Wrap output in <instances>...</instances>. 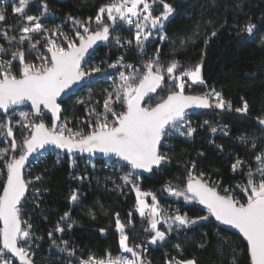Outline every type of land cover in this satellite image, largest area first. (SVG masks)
Segmentation results:
<instances>
[{
    "label": "snow or ice",
    "instance_id": "obj_1",
    "mask_svg": "<svg viewBox=\"0 0 264 264\" xmlns=\"http://www.w3.org/2000/svg\"><path fill=\"white\" fill-rule=\"evenodd\" d=\"M34 2L19 0L18 6L13 7V14L26 21L18 34L15 29L11 35L7 31H0V110L5 114L0 119V142L5 145L0 147V161L3 162V167H0V264H13L17 259L18 264H36L34 226L24 218V206L29 185L40 181L42 176L26 180L25 171L26 165L30 164L29 158L33 157L39 162L42 150L49 146L70 154L99 152L117 158L114 166L128 169L120 179L123 185L134 190L135 210L149 225L144 229L150 236L148 243H163L175 229L191 228L213 217L219 222L217 227L230 226L242 234L251 264H264V138L248 135L238 138L244 146L256 151L253 157L255 166L237 154L231 170L244 179L233 186H222L205 172L197 170L195 160L187 161L184 165L186 180L183 187L174 186L171 182L164 185L168 195L184 204L195 202L203 205L208 215L189 217L186 212L181 214L179 207L172 210L164 208L154 193L141 190V170L151 173L154 168L160 169L171 163L172 157L162 151L167 141L176 135L190 138L197 132L188 119L190 109H219L240 114L249 111V104L243 97L242 106L234 107L215 88L200 95L185 93V87L189 84L206 87L203 54L200 61L188 66L174 57L165 62L160 47L148 55L147 44L154 41L163 44L170 40L164 32V25L176 12L173 5L167 0H106L99 6L94 18L80 19L69 14L67 19L71 21L73 29V34L69 35L61 25L47 27L41 22L53 15L47 0H41L39 14H27L26 9ZM238 7L243 10L242 5ZM6 19V11L0 9V23ZM118 26H127L134 31V40H122ZM240 32L252 40L260 35L257 25L250 19L238 29L237 34ZM196 35L198 32L181 38L180 47L194 42ZM216 35L217 31L212 30L205 43ZM98 42L114 43L119 48L134 47L137 54L146 59H141L139 67H136L126 62L123 55L110 63L106 53L99 63H90L86 57L91 58ZM171 43L175 45L176 40H171ZM259 44L264 46V35H260ZM29 56L32 58L28 59ZM108 69H116L117 72L107 76L111 80V88L104 90L102 111L91 106L101 101H93L90 93L87 98L90 107L87 119L83 121L88 131L70 128V121L61 119L62 109L58 99L62 94L67 95L74 85H79L94 74L104 75ZM77 102L86 103L85 100ZM29 104L31 112L18 111L20 106ZM45 110L52 114L50 126L43 120ZM256 121L264 133V113L256 117ZM204 124L209 125L212 133L217 132V127L211 126L209 121L205 120ZM17 133L20 135L19 141ZM217 147L223 151L222 145ZM198 155L203 156L204 153ZM72 165L75 166V161H72ZM75 178L86 179L84 176ZM121 187L120 184L116 185L117 190ZM237 191L244 199L234 195ZM31 195L39 197L41 190L33 187ZM149 196L151 203L146 200ZM69 200L78 202V190H72ZM33 203L39 206L38 200ZM88 215L96 218L92 210ZM131 216L129 212V219L125 223L121 221L119 213L114 214L119 247L123 253L131 254V258L107 252L100 258L95 254L88 255L86 259L78 257L77 264H151V260L143 255L146 249L142 243L129 244L126 229L134 226ZM75 224L71 211H65L54 229L47 233L53 246L73 257L76 256V247L68 240L58 243L53 235L54 232L71 230ZM161 225L166 226L164 230H161ZM99 231L105 233L107 230L101 228ZM221 240L225 241V238L221 237ZM224 246V243L220 246L221 256L224 255ZM173 247L178 254L182 253L180 244ZM227 247L230 249V264H238L235 247L231 244ZM165 264H197V261L195 258L171 257Z\"/></svg>",
    "mask_w": 264,
    "mask_h": 264
},
{
    "label": "trees",
    "instance_id": "obj_2",
    "mask_svg": "<svg viewBox=\"0 0 264 264\" xmlns=\"http://www.w3.org/2000/svg\"><path fill=\"white\" fill-rule=\"evenodd\" d=\"M105 2L106 0H47V6L53 15L41 22L46 26L61 25L65 33L72 35V24L67 19L69 14L80 19L90 16L94 18L99 6ZM167 2L176 9L164 25V32L170 40L163 44L158 41L147 44L148 53L151 55L156 47H160L165 62L174 57L184 66L197 63L203 54V76L206 87L189 84L186 85L185 92L203 94L207 89L215 88L221 91L234 107L242 106L243 97L249 104V111L247 114H240L205 109L191 115L199 121L215 118L228 125V132L210 137L197 129L190 138L176 135L169 139L162 151L172 157L171 163L163 165L160 169L154 168L149 175L140 174V187L141 190L148 192L157 191V199L164 208L172 210L179 207L181 214L186 212L189 217L208 215L198 203L184 204L168 195L164 191V185L171 182L174 186L183 187L186 180L184 165L190 160H195L197 170L205 172L222 186H233L244 179L242 175L234 174L231 170V164L234 163L237 154L241 159L255 166L253 157L256 151L244 146L238 138L242 135L264 138V133L260 131L256 121V117L264 113V46L259 44L260 35H264V0H167ZM40 3L41 0L30 3L26 13L39 14ZM18 4L19 0H0V9L7 13L6 21L0 23V31H7L11 35L15 29L18 34L19 29L25 26L26 21L20 20L12 11ZM238 5H242V11ZM154 14H156L155 10ZM249 19L259 30L260 35H257L255 40L246 37L243 32L237 34L238 29L248 23ZM105 21L107 22L106 15ZM212 30H216L217 35L205 43L206 37L211 35ZM118 31L122 40H134V34L126 27L118 26ZM194 32H198L194 42L180 47V39L193 36ZM171 40H176V44L173 45ZM173 48L176 49L175 52L172 51ZM132 49L135 53L133 56L137 60L143 58L137 54L134 47ZM122 51L123 48L108 43L100 46L88 60L90 63H99L107 53L111 63ZM107 73L94 74L88 86L61 101V119L67 118L70 121L68 125L70 128L88 131L83 122L87 119L90 107L87 98L90 93L93 101L104 96ZM78 100H85L86 103L80 104ZM91 106L96 107V104ZM96 109L102 111L101 108L96 107ZM19 110L30 112L27 107ZM3 117L4 115L0 114V119ZM45 120L51 125L50 117L45 116ZM16 138L17 141L20 140L19 133L16 134ZM217 145H222L223 151H220ZM3 146L4 143L0 142V147ZM201 152L204 153L203 156L198 155ZM58 156L59 162H57ZM72 161H75V166L72 165ZM115 162V159L77 157L54 147L42 152L39 162L32 159L26 168L25 179H32L37 175L42 176V179L29 185L24 218L34 226L36 264H77L78 257H88L90 254L104 257L107 252H111L114 256L127 254L131 257V254L123 253L120 249L119 233L114 224L115 213H119L121 221L127 223L129 212L132 213L131 219L134 223L133 227L126 229L129 244L146 243L149 247L148 257L151 264H165L171 257L195 258L197 264H230L228 244L235 247L238 264H251L246 242L242 237L221 226L217 227L218 223L213 217L191 228L175 229L163 243L158 242L155 245L148 243L150 236L144 231L147 222L143 221L135 210L136 194L129 186L123 185L120 179L128 169L115 167ZM0 167H3L2 161ZM80 176L86 179L75 178ZM117 184L122 185L120 190L116 189ZM33 187L41 190L39 197L31 195ZM74 189L78 190L79 194L76 203L69 200ZM234 195L244 199L238 191ZM148 198L151 200L150 196ZM34 200L39 201L38 207L33 203ZM69 210L76 224L71 230L66 229L64 233L54 232L53 238L58 243L61 240L70 241V244L77 249L75 257L53 246L47 235L54 229L60 216ZM89 210L95 213V219L88 215ZM160 227L165 229L166 226ZM101 228L107 231L101 233L99 231ZM40 237L42 239H39ZM221 237L225 238V241H222ZM222 243L225 244L222 249L223 256L219 251ZM174 244L181 245L182 253L178 254L173 247ZM202 244L204 247H201ZM14 263L18 264L16 261Z\"/></svg>",
    "mask_w": 264,
    "mask_h": 264
},
{
    "label": "built area",
    "instance_id": "obj_3",
    "mask_svg": "<svg viewBox=\"0 0 264 264\" xmlns=\"http://www.w3.org/2000/svg\"><path fill=\"white\" fill-rule=\"evenodd\" d=\"M47 27H53L52 25H47ZM124 27H126L127 29H128V27L127 26H124ZM129 30V29H128ZM133 34H134V31H132V30H130ZM68 34V33H67ZM69 35H71V34H69ZM133 49L132 48H129V47H127V46H125V48H123V51L121 52V53H119V54H117V56L113 59V61L112 62H114L116 59H117V57L118 56H120V55H123L124 56V60L126 61V62H128V63H132V64H134L136 67H139V61L141 60V59H136L135 58V56H133V55H135V53H133V51H132ZM146 52L148 53V50L146 49ZM130 54H132V55H130ZM148 55L150 56V54L148 53ZM142 59H146V57H143ZM121 71H123L124 69H120ZM116 72H117V70L116 69H108V73H107V76H108V74H112V75H115L116 74ZM107 76H106V82H107V84H106V87H105V89H109L110 90V88H111V80L110 79H108L107 78ZM209 89H211V88H209ZM208 90V89H207ZM217 90V89H216ZM219 91V90H218ZM97 100H99V101H101V103L100 104H96V107H98V108H101V110H102V100H103V97L102 98H98ZM212 110H219V109H212ZM99 111V110H98ZM188 119L189 120H191V122H192V126L193 127H195V128H197V129H200L201 131H203L204 132V134L205 135H209L210 137H214V136H216V135H219V134H226L227 132H228V125H226V124H223V123H221V122H219V121H217L215 118H207V119H205V120H207V121H209L210 122V124H211V126H213V127H217V132H215V133H212L211 131H210V127H209V125H206V124H204V121H199L197 118H192L191 117V115H188ZM221 129H224V130H221ZM107 159H111V160H113V159H115V158H107ZM116 160V159H115ZM151 193H154L155 195H156V197H157V191H153V192H151ZM141 244V243H140ZM143 244V246H144V248L146 249V252H144L143 253V255L147 258V259H149V257H148V250H149V247H148V245L146 244V243H142ZM123 255H127V254H123ZM129 256V255H128ZM130 257V256H129ZM82 258H87V257H82ZM98 258H100V257H98ZM131 258V257H130Z\"/></svg>",
    "mask_w": 264,
    "mask_h": 264
},
{
    "label": "water",
    "instance_id": "obj_4",
    "mask_svg": "<svg viewBox=\"0 0 264 264\" xmlns=\"http://www.w3.org/2000/svg\"><path fill=\"white\" fill-rule=\"evenodd\" d=\"M107 44H108L107 42H98L97 46H95V51H96L100 46H105V45H107ZM90 51H92V50H90ZM95 51H94V52H95ZM88 59H89V57H86V60H88ZM93 78H94V75H93L91 78L86 79L85 81L81 82L79 85H74V86H73V89L69 90L68 93H67V95H64V94L61 95V97L58 99V103H61L62 100H64V99L70 97L71 95H74L75 93H77L78 91H80L82 88L88 86V85L90 84V82L92 81ZM185 93H186V92H185ZM186 94H190V95H200V94H195V93H186ZM24 107H27V108L31 109L30 104H29V105H22V106H20V108H24ZM31 110H32V109H31ZM203 110H205V109H190V110H189V115L196 114V113L201 112V111H203ZM0 114L5 115V114L2 112V110H0ZM60 115H61V113H60ZM45 116L50 117V118H51V123H52V114H51L50 112H47V111L45 110V114H44V116H43V120H44V122H45L46 124H48V123L46 122V120H45ZM48 125H49V124H48ZM49 126H50V125H49ZM50 148H52V147L49 146V147H47L45 150H42V152H44V151H46V150H48V149H50ZM58 150L67 153L66 151H64V150H62V149H58ZM69 154H70V153H69ZM72 155L77 156V157H80V156H91V157H96V158H99V159L115 158V157L105 156V155H103V154H101V153H99V152H97V153H95V154L75 152V153L72 154ZM29 159H30V162H31L32 159H33V157H30ZM115 159H117V158H115ZM28 165H29V164H28ZM28 165H26V168H27ZM140 174H142V175H149L150 173H148V172H144V171L141 170V171H140ZM26 195H27V194H26ZM200 206L202 207V209H203L204 211H206V209H204V206H203V205H200ZM206 212H207V211H206ZM214 220H215V219H214ZM216 222H217L218 225H219V222H218V221H216ZM220 226L223 227V228H225V229H227V230H229V231H231V232L237 233L238 235H240V236L242 237V234H239L238 230L233 229V228H231L230 226H224V225H220ZM242 239H243V238H242ZM243 240H244V239H243ZM244 241H245V240H244ZM245 242H246V241H245ZM15 261L18 263V259L15 260Z\"/></svg>",
    "mask_w": 264,
    "mask_h": 264
},
{
    "label": "rangeland",
    "instance_id": "obj_5",
    "mask_svg": "<svg viewBox=\"0 0 264 264\" xmlns=\"http://www.w3.org/2000/svg\"><path fill=\"white\" fill-rule=\"evenodd\" d=\"M24 111H26V110H24ZM32 110L30 109V112H31ZM142 191H144V190H142ZM144 192H148V191H144ZM146 200H147V202L148 203H151L152 201L151 200H149V198L148 197H146ZM149 225L147 224L146 225V228L148 227ZM161 230H164L163 228H161ZM13 264H15L14 262H13Z\"/></svg>",
    "mask_w": 264,
    "mask_h": 264
}]
</instances>
